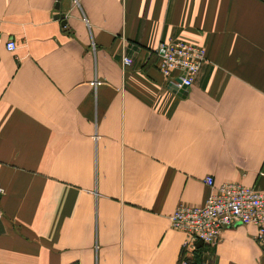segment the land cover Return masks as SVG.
I'll return each mask as SVG.
<instances>
[{
    "label": "crops",
    "instance_id": "obj_1",
    "mask_svg": "<svg viewBox=\"0 0 264 264\" xmlns=\"http://www.w3.org/2000/svg\"><path fill=\"white\" fill-rule=\"evenodd\" d=\"M167 39L205 47L184 94ZM205 175L264 192V0H0V264H189L167 216ZM254 232L200 263L264 264Z\"/></svg>",
    "mask_w": 264,
    "mask_h": 264
},
{
    "label": "built area",
    "instance_id": "obj_2",
    "mask_svg": "<svg viewBox=\"0 0 264 264\" xmlns=\"http://www.w3.org/2000/svg\"><path fill=\"white\" fill-rule=\"evenodd\" d=\"M71 2L78 4V0ZM15 46L13 39L5 41V48L12 50ZM155 52L157 68L165 83L183 85L184 88L192 83L195 72L206 59L204 46L181 39L161 40ZM131 61L129 56L120 53L121 69ZM203 182L210 187V191L202 202L178 204L167 216L172 227L187 234L181 244V255L186 249L193 251L197 247V239L202 244L215 243L222 228L233 224H253L255 240L264 244V192L254 185L232 180L215 184L210 175H205ZM184 256L179 259V264H187Z\"/></svg>",
    "mask_w": 264,
    "mask_h": 264
},
{
    "label": "trees",
    "instance_id": "obj_3",
    "mask_svg": "<svg viewBox=\"0 0 264 264\" xmlns=\"http://www.w3.org/2000/svg\"><path fill=\"white\" fill-rule=\"evenodd\" d=\"M201 246V245H200ZM200 246H197L193 251H192V255H191V258L188 259V263L189 264H200V260H201V257H200V253H199V248Z\"/></svg>",
    "mask_w": 264,
    "mask_h": 264
},
{
    "label": "water",
    "instance_id": "obj_4",
    "mask_svg": "<svg viewBox=\"0 0 264 264\" xmlns=\"http://www.w3.org/2000/svg\"><path fill=\"white\" fill-rule=\"evenodd\" d=\"M61 22L63 23V19H62ZM169 85H170V87L172 88V90H174L177 94H184V93H185V89H184V86H183V85H181V86H177V85L174 84V83H171V84H169ZM195 245H196V246H200V245H202L201 240H200V239H197V240L195 241Z\"/></svg>",
    "mask_w": 264,
    "mask_h": 264
}]
</instances>
